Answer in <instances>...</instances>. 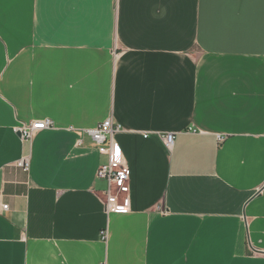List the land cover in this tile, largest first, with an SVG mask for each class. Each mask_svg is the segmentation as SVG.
I'll use <instances>...</instances> for the list:
<instances>
[{"label":"crops","instance_id":"crops-1","mask_svg":"<svg viewBox=\"0 0 264 264\" xmlns=\"http://www.w3.org/2000/svg\"><path fill=\"white\" fill-rule=\"evenodd\" d=\"M0 264H264V0H0Z\"/></svg>","mask_w":264,"mask_h":264},{"label":"built area","instance_id":"built-area-1","mask_svg":"<svg viewBox=\"0 0 264 264\" xmlns=\"http://www.w3.org/2000/svg\"><path fill=\"white\" fill-rule=\"evenodd\" d=\"M53 122L45 120L34 122L28 125L16 128L24 142H32L34 137L46 130L53 128ZM122 128L112 121H106L97 127L86 131V134L93 140L100 154L107 156V163L102 165L97 172V177L107 184L105 193L106 212L112 214H128L131 208L130 200V182L131 171L123 157L120 145L116 141V136L120 134ZM147 137V136H145ZM223 139L220 138L221 142ZM163 142L166 150L171 153L174 148L175 136L167 134L163 136ZM82 140L78 141L81 144ZM17 166L24 172L30 171V159L23 158ZM9 206L2 207V211H8Z\"/></svg>","mask_w":264,"mask_h":264}]
</instances>
